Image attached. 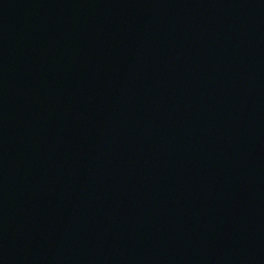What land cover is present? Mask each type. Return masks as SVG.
Masks as SVG:
<instances>
[{"label": "water", "instance_id": "95a60500", "mask_svg": "<svg viewBox=\"0 0 264 264\" xmlns=\"http://www.w3.org/2000/svg\"><path fill=\"white\" fill-rule=\"evenodd\" d=\"M0 264H264V0H0Z\"/></svg>", "mask_w": 264, "mask_h": 264}]
</instances>
